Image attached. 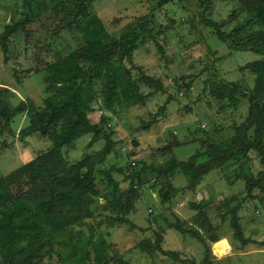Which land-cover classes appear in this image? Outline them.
Instances as JSON below:
<instances>
[{
  "label": "rangeland",
  "instance_id": "obj_1",
  "mask_svg": "<svg viewBox=\"0 0 264 264\" xmlns=\"http://www.w3.org/2000/svg\"><path fill=\"white\" fill-rule=\"evenodd\" d=\"M157 2L95 0L89 10L111 36L119 38L135 26L142 15L152 12ZM184 4L182 0H173L158 9L151 23L155 38L148 37L135 52L136 64L161 79L166 91L156 92L145 105L119 107L117 114L107 112L100 99L94 103L91 117L98 122L103 114L110 115L106 129L115 132L117 141L116 149L99 168L110 172L121 188L129 185L127 177L134 169H141L143 187L142 197L129 215L134 225H111L110 217L116 214L107 208V201L113 185H109L108 175L100 174L101 195L96 197L95 215L90 220L94 228L86 227L85 233L93 234L94 240L103 237L110 254H121L133 264H264V191L257 187L249 196L246 187V175L258 176L263 168L258 152H251L245 161H230L211 172L195 191L186 188L188 180L182 173L177 174L174 185L178 191L167 203L161 202L159 187H153L156 174L151 170L152 165H160L171 154L187 160L198 151H206L205 141L224 142L234 135L235 126L247 117V100L238 108L218 101L206 87L207 79L216 73L220 78L252 88L256 74L242 67L264 57L223 42L205 25L192 29L193 16ZM24 10V0H0V33L7 24L18 20ZM234 11H238L235 1L219 0L207 6V16L218 21L227 19ZM61 18V13L47 10L28 24V36L20 31L12 37L8 55L0 46V98L9 104L13 113L11 121L3 122L5 129L0 132V176L52 147L49 138L33 130L36 129L34 114L46 106L49 96L54 95L47 89L48 64L82 45L86 27L95 20H88L81 28L73 24L68 30L57 33ZM235 23L225 28L229 30ZM96 90L100 92V84ZM163 105L159 121L149 130H139L142 119L149 120ZM90 139L91 135H86L74 147L65 149L70 164L79 161L86 151L98 152L106 142L101 139L87 149ZM178 140L183 143L173 151H161L163 146ZM241 201L239 215L247 238L245 246L235 237L229 214ZM204 202H209L204 210L212 222L219 225L220 237L230 244L224 253L217 251V242L211 241V234L204 233L195 222L200 210L192 206ZM178 219L205 234L209 254L207 246L197 237L176 227ZM158 234L163 236L162 247L176 251L178 259L161 252L150 255L139 248L144 239H155ZM74 237L79 239L81 233H75ZM64 238L63 254L70 248V236L66 234ZM78 252H83L81 245ZM43 264H66V259L53 252L45 257Z\"/></svg>",
  "mask_w": 264,
  "mask_h": 264
},
{
  "label": "trees",
  "instance_id": "obj_2",
  "mask_svg": "<svg viewBox=\"0 0 264 264\" xmlns=\"http://www.w3.org/2000/svg\"><path fill=\"white\" fill-rule=\"evenodd\" d=\"M94 1L24 0L25 10L19 19L7 24L0 33L1 49L8 55L12 37L20 31L28 36V24L47 10L62 14L57 33L68 30L73 24L81 28L88 20L95 19L92 25L86 27L82 45L48 64L47 89L54 95L49 96L46 106L34 114L36 129L33 130L49 138L52 147L38 152L31 161L0 176V264H43L45 257L53 252L61 254L66 264H133L121 254H110L103 237L94 240L93 234L88 236L85 233L86 227L94 228L90 220L95 215L93 204L96 197L101 195L98 187L100 174L108 175L107 181L110 186L113 185L107 201V208L116 214L110 217L111 225H134L129 215L142 197L143 187L141 169H134L127 177L129 185L121 188L110 172L99 168L116 149L117 141L114 139L115 132L106 129L110 115L105 113L96 122L91 113L99 99L107 112L117 114L119 107L145 105L156 92L166 91L161 79L136 64L135 52L148 37L155 38L151 27L155 12L173 0H158L152 12L142 15L139 22L119 38L111 36L102 22L94 18L89 10ZM182 1L185 2L183 7L193 16L192 29L205 25L223 42L264 56V0H222L235 1L238 5V11L222 21L207 16V6L219 0ZM232 22L236 23L231 29H226ZM242 68H250L256 74L254 87H242L235 81L220 78L216 73L207 79L206 87L214 98L228 102L234 108L247 100V117L235 126L234 135L224 142L205 141L206 151H198L187 160L171 154L160 165L151 166L156 174L153 187H159L162 203L171 201L177 193L174 185L177 174L182 173L188 180L186 188L195 191L211 172L230 161H245L254 151L258 152L263 168L258 176L246 175V187L249 196L257 187L264 191V57ZM99 84L100 92L96 90ZM164 108V105L161 106L149 120L142 119L138 129H151L159 121ZM12 118L9 104L0 98V132L5 129L3 122ZM89 134L91 139L87 149L101 139L106 140L105 145L96 153L84 152L79 161L70 164L65 149L74 147L79 139ZM182 143L179 140L171 142L161 151L169 153ZM208 203L192 206L200 210L195 222L200 224L204 233L211 234L212 242H218L222 239L219 225H215L204 210ZM241 207L242 201L229 214L235 237L245 246L247 238L239 215ZM176 227L197 237L207 246V254L210 253L207 238L201 230L186 225L180 219ZM77 232L81 233L79 239L74 237ZM66 234L70 236V248L63 254L61 249L66 242ZM162 238L158 234L155 239H144L138 246L150 255L161 252L178 259L176 251L162 247ZM80 245L83 249L81 254L78 252Z\"/></svg>",
  "mask_w": 264,
  "mask_h": 264
},
{
  "label": "bare ground",
  "instance_id": "obj_3",
  "mask_svg": "<svg viewBox=\"0 0 264 264\" xmlns=\"http://www.w3.org/2000/svg\"><path fill=\"white\" fill-rule=\"evenodd\" d=\"M229 242L226 238L220 240L219 242H217L216 247H217V251H219L220 253H224L225 251H228L229 246Z\"/></svg>",
  "mask_w": 264,
  "mask_h": 264
},
{
  "label": "crops",
  "instance_id": "obj_4",
  "mask_svg": "<svg viewBox=\"0 0 264 264\" xmlns=\"http://www.w3.org/2000/svg\"><path fill=\"white\" fill-rule=\"evenodd\" d=\"M224 239V238H223ZM222 240V239H221ZM220 241V240H219Z\"/></svg>",
  "mask_w": 264,
  "mask_h": 264
}]
</instances>
